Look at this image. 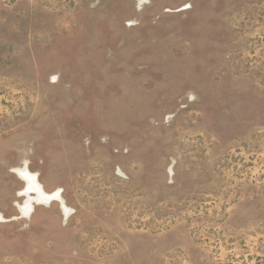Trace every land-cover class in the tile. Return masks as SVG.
I'll use <instances>...</instances> for the list:
<instances>
[{"label":"rangeland","instance_id":"1","mask_svg":"<svg viewBox=\"0 0 264 264\" xmlns=\"http://www.w3.org/2000/svg\"><path fill=\"white\" fill-rule=\"evenodd\" d=\"M0 264H264V0H0Z\"/></svg>","mask_w":264,"mask_h":264},{"label":"bare ground","instance_id":"2","mask_svg":"<svg viewBox=\"0 0 264 264\" xmlns=\"http://www.w3.org/2000/svg\"><path fill=\"white\" fill-rule=\"evenodd\" d=\"M23 173H24V172H23ZM24 174H28V173H24ZM32 176H33V175H32ZM25 177H26V179H27V176H25ZM33 178H35V176H34ZM28 179H30V178H28ZM30 180H31V179H30ZM28 181H29V180H28ZM31 182H32V181H31ZM35 182H37V180H35ZM37 188H38V187H37ZM40 189H41V188H40ZM40 189H39V190H40ZM42 194H43V193H42ZM47 196H48V195H47ZM52 196H53V195H52ZM42 198H44V197H42ZM45 200H46V199H45ZM42 201H43V200H42ZM46 201H47V200H46ZM28 206H29V205H28ZM25 208H27V206H26ZM29 209H30V208H29ZM29 209H28V210H29Z\"/></svg>","mask_w":264,"mask_h":264}]
</instances>
